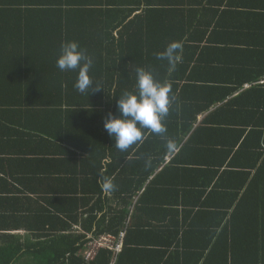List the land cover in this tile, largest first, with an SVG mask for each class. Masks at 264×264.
I'll return each instance as SVG.
<instances>
[{
    "label": "trees",
    "instance_id": "obj_1",
    "mask_svg": "<svg viewBox=\"0 0 264 264\" xmlns=\"http://www.w3.org/2000/svg\"><path fill=\"white\" fill-rule=\"evenodd\" d=\"M232 1L0 0V264H264V71L218 79L191 46L196 14ZM67 41L103 91L56 67ZM173 41L174 67L158 58ZM137 68L171 85L172 104L162 136L144 130L122 153L103 121ZM123 233L119 253L87 260Z\"/></svg>",
    "mask_w": 264,
    "mask_h": 264
},
{
    "label": "clouds",
    "instance_id": "obj_2",
    "mask_svg": "<svg viewBox=\"0 0 264 264\" xmlns=\"http://www.w3.org/2000/svg\"><path fill=\"white\" fill-rule=\"evenodd\" d=\"M181 44L173 41L158 54V58L166 60L174 67L179 59L178 50ZM56 67L61 71L74 70L77 79L74 87L80 93L91 91H103L102 87L95 83L89 75L93 67V60L86 54L75 41H67L61 44L60 52L56 59ZM115 84L112 87L115 96ZM135 93L124 91L116 100L118 115L109 112L103 121V127L108 136L114 140V147L120 152H126L132 145L142 142L145 137L144 130H150L155 135H163L166 132L164 121L169 114L172 104L171 85L157 80L152 72L143 68L136 69ZM166 148L172 151L175 144L166 142ZM111 162V157L106 156L102 161L103 166ZM146 161V166L150 165ZM100 188L104 194H110L116 188L111 179L103 178Z\"/></svg>",
    "mask_w": 264,
    "mask_h": 264
},
{
    "label": "crops",
    "instance_id": "obj_3",
    "mask_svg": "<svg viewBox=\"0 0 264 264\" xmlns=\"http://www.w3.org/2000/svg\"><path fill=\"white\" fill-rule=\"evenodd\" d=\"M200 19L198 24L196 14L195 25L202 29L195 33L191 46L198 50L206 64L216 67L213 71L216 78H235L237 73L238 78L245 80L244 76L250 78L247 72L251 70H255L257 76L264 71V0H233L229 5L204 11ZM229 60L237 67L223 66ZM211 111L200 115L199 122ZM24 151L30 152L27 148Z\"/></svg>",
    "mask_w": 264,
    "mask_h": 264
},
{
    "label": "built area",
    "instance_id": "obj_4",
    "mask_svg": "<svg viewBox=\"0 0 264 264\" xmlns=\"http://www.w3.org/2000/svg\"><path fill=\"white\" fill-rule=\"evenodd\" d=\"M260 83L264 84V80H262ZM166 160L169 161L170 157L169 156L166 157ZM124 237H125V233L121 235V240H119L118 242H116L115 240V245H114V239L112 237H104L101 239V241H97V243H95L94 241V243L90 245L89 250L85 254L87 260L93 262L96 255V251L99 248H107V247L115 246V250L117 251V253H119L122 247V242Z\"/></svg>",
    "mask_w": 264,
    "mask_h": 264
}]
</instances>
